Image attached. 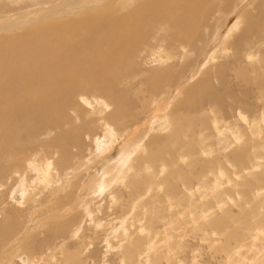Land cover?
<instances>
[{
  "label": "bare ground",
  "instance_id": "1",
  "mask_svg": "<svg viewBox=\"0 0 264 264\" xmlns=\"http://www.w3.org/2000/svg\"><path fill=\"white\" fill-rule=\"evenodd\" d=\"M5 1L6 0H3L1 2L3 3ZM19 1L22 2L21 0ZM116 1L121 3L120 7L116 5ZM236 1L237 0H132L129 2V0H26L25 5L17 3L24 8L15 10L13 13L11 11L7 15H3V13L6 14L5 11L11 6L7 4L9 7L7 8L6 5L0 4V178L7 175L10 176L11 179L10 184L7 185L6 182H3L1 184L2 186L0 185V196L8 197L12 201L11 203L15 202L18 204V202H20L19 204L22 205L23 201H19L22 194L18 189H15L17 186L13 187L15 183L12 181H17V179L22 176V172H25V174L28 173V175L32 172L33 174L38 172L40 175L39 181L42 182L44 179L52 177L49 175L50 169L54 171V175H57V166H59L58 169L62 166L65 167L72 159V156L68 152L70 147L75 148L79 154H82V139L80 138L82 134L84 135L86 133L87 137L84 138H88L89 142L93 141L94 138L92 135L95 134V130H97L95 124L99 121L102 125V129L106 128L110 133L108 137L109 140L101 139L99 142L97 138L96 145H98V147L95 148L96 155H101V150H105L107 144L110 145L113 144V142H117L116 147L120 148L121 154L116 162L117 166L114 168L115 174L120 173L121 179L124 178L123 176L127 174V170H124V168L126 164L129 163L128 171H133V173H135V181H129L132 183L130 187L135 192L138 193L145 182H150V178H156L158 176V172L156 176L148 177V179L144 178L142 175L151 170V163L154 167L159 164L157 169L160 172L163 168L170 171V180L177 179L185 192L193 193L192 195L189 194L190 196L188 195V199H182L174 195L169 201L174 207L188 206L193 208V206L197 205L199 200L203 201L207 199V197L210 198L214 196L209 193L210 190L213 193L216 191V194L219 196H228L231 191L228 187L229 190L225 188L226 192L222 191L221 188V191H217L219 188V183H217L219 176L213 170L222 169L224 165L228 166L229 164L232 170H236L237 168L240 169L234 172V174H237L235 177H239L241 174L244 175L243 169H245V164H248L250 150L254 149L248 148L250 145L247 142L250 143L251 141L252 143V141H255L256 136L254 135L259 133L258 129L261 127V124H264V6L263 4L258 6L255 10V14H252L251 11H246L243 15H240V11L243 7L239 10H234L236 7L234 8L233 4ZM10 2L13 1L11 0ZM123 3H125V6H122ZM38 4H42L43 6H39ZM31 6H33L32 9H30ZM23 9L25 10L22 11ZM229 10L234 12L225 25L223 40L221 39L220 42H217L216 45L209 50L205 49L210 35H212V39L216 37L213 40L215 41L218 39V35L222 34L219 33L220 29L218 30V23L215 22V20L218 18H225ZM215 12H218L216 16ZM74 13H76V15H81L73 19H63V16ZM209 20L212 21V26L208 24ZM241 21H243V23L247 25L248 30L252 32H241L239 36H235L234 40L236 39L237 43L233 49L232 44H228L225 40L234 35H231V33L234 29H239ZM156 33L166 35L170 41L177 44L178 49H182L183 56L181 58L182 62L179 65V70H176L177 65L171 62L166 66L164 71L155 73L145 79L143 88L150 92L151 96L149 95V97L144 96L145 94L142 95L141 92H137L136 94L132 92L131 94L127 89L118 90L120 82L127 80L133 73H136V70L134 72V67L137 68V66H135V61L139 49L142 46L147 47L148 40H151ZM250 41L251 45L247 46ZM220 45L221 48L219 47ZM250 48L255 50L252 55L243 53L245 49ZM216 49L218 50V55L216 54ZM229 50H233L231 51L232 55L230 57L232 61L226 64L218 63L216 59L221 56L228 57L229 55H227V53ZM234 51L236 53H234ZM246 52L249 51L246 50ZM158 56L159 59L156 61L159 63H163L165 59H170L172 61L177 59L178 62L180 60L175 53L172 55L166 53L161 55V53H159ZM241 58L255 61L249 64H242L239 62ZM184 63H188L192 69H190V72L182 79V72L186 69ZM210 64H212V67L210 66L211 68L207 69L206 67ZM229 72L232 73L233 77L236 79H234V87L238 88V92L227 88V86L230 85L227 77ZM169 75H171V77H169ZM196 77H198V80L190 88H187V82ZM169 81L175 83V85H170ZM212 81L218 86H213ZM248 86L255 88V96L261 100L262 106L257 107L261 115L259 116L260 121L258 119H249L246 124V126L254 130L253 132L250 128V132L252 131L254 133V135L251 133L254 136L253 140L248 137V140L246 138L245 140H241V138L246 136L248 131L244 133L245 136L242 135L243 137H241L240 133L243 134L242 131L244 132L245 129L243 128L244 130H242L238 122L233 121L236 119L234 118L235 115H232L234 118L232 120L233 123L231 120L228 121L227 118L231 106L240 105L241 107V104H247L248 100L253 98V90L249 89ZM163 89H165V91H162ZM83 93H98L108 97L113 106L111 107L112 109L109 110L111 112L104 114L103 118L99 120L95 118L86 120L91 117H85L86 119L83 121L82 117L84 118V115H87L88 112L86 109H80L79 103L76 100V98L78 99L80 94L82 95ZM178 95H180V99L172 105L171 109V130L167 131L166 129L170 127L167 109ZM247 95H249V97H246ZM145 97L148 98L145 99ZM99 99L101 103L98 104V106H101V110L97 107L93 108L102 113V108L108 107L106 104L108 99ZM227 99H231L229 104H226ZM93 104L94 103H91L90 105ZM206 104H208V106L205 108ZM155 106H157L156 109H154ZM224 106L226 110H224ZM242 108L248 111L247 107L244 106ZM252 109L253 105L249 107V111H252ZM160 110H162L161 114L156 115V112ZM236 110L235 112H238ZM233 111L234 109L232 112ZM70 112L74 114V117H78V121L76 117L74 118V120L79 123L77 128L73 127L74 122L69 117ZM240 112V114H245L241 109ZM240 114L239 119H244L246 123L247 118ZM58 128H63L64 133H60L61 135H58L51 142L47 143L46 147L55 145L59 151L60 158L53 161L50 157L52 163L49 164L47 162L49 159L48 157L43 160L46 169H37L38 165L36 167V162L34 164V161L31 163L28 161L34 159L30 157L33 156V151H36L37 148L40 150L42 148L41 144L37 143L41 141L39 138L41 136H49L53 130ZM152 128L162 129V131L166 132L161 135L163 137L160 140L158 139L159 136L153 137L157 143L149 144L147 153L143 156H138L137 161H133L134 151L141 148L143 139L152 132ZM225 129L226 132H229L231 135L226 136V138L222 137L221 140L220 137L221 135L223 136V130ZM112 130L116 135L112 133ZM121 132H125L128 138H137L139 141L134 147L129 148V146H127V148H123L121 146V141H118L119 136H121L122 139L126 137H124ZM226 135L228 134L226 133ZM247 136L250 137V135ZM209 138H212V142L208 141ZM231 138L237 143L240 142L239 145L236 144L238 147L234 146L233 149L231 148L232 150L228 149V146H226L232 144ZM257 145L258 144H256L255 148L259 150ZM121 147L123 149H121ZM107 154H109L108 157L113 158L111 153ZM113 156L115 155L113 154ZM141 157L144 158L141 159ZM208 157L211 158L210 163L213 164V175L214 172L216 173L213 182L218 186L212 184L211 188L210 183L207 181L210 189L206 190L205 187L201 189V186L204 184L201 183V180L204 182L201 178L206 175V171L202 165L206 163ZM252 158L254 160L256 159L254 156ZM252 158L250 164L253 166V162L251 163ZM261 159L263 160L264 156ZM182 161H185L184 165ZM147 162L148 164H146ZM187 166L189 169L188 173H186L185 168L184 170L182 169L183 167L187 168ZM196 166L197 169L195 172L194 169ZM252 166H248V168ZM259 166L261 167L259 162L255 164L256 168H260ZM34 168L37 170H34ZM251 169H253V167ZM191 170L195 173L191 172ZM197 170H199V172H197ZM220 171L218 173L224 174V172ZM259 172L260 173H255V171H253V173H249L246 180L242 178L244 180V185L242 182H239L238 186H241L240 191L242 194L240 192H238V194L240 193L245 200L254 198L253 195L257 192L256 187L259 188L264 183V169ZM112 173L113 172H108V179L111 177ZM137 174L140 175V180L137 179ZM28 175L26 174V177ZM165 177L161 180L163 187ZM232 177L234 178V176ZM33 178L34 181H32V178L30 180L32 182L31 185L29 184L30 187L38 185V179L36 177ZM20 182H22V180ZM193 182L201 186H197V188L186 187V185L190 186ZM105 183L108 184L106 181ZM231 183L233 182L231 181ZM124 184L125 183H123V185ZM26 185H28V183ZM105 185L102 186L104 187ZM30 187L28 189H31ZM234 187H236V184H234ZM169 188L170 191L174 193V188L171 186H169ZM232 188L233 187H231V189ZM238 189H240V187ZM232 191H234V189ZM262 191L264 192V190H261V192ZM137 197L142 198V196ZM214 198L215 197L211 200L216 202ZM254 201L251 202L255 203ZM214 202L210 204H214ZM219 202H221V200ZM135 204H137L136 201ZM216 205L221 206L219 203ZM148 206L150 208L153 207L152 209L148 207L147 210L149 209L150 217L155 218V214L152 215V213L156 211V206H154V203H150ZM253 206L254 207L248 209L247 212L244 211L245 213L242 216L243 218H241L243 219L241 223L242 225L244 222L254 224L250 230L253 231L252 234L259 236H255L257 238L254 239V241L251 237L249 240L248 237L251 231L246 233L247 236H245L241 230H236V228L226 231L228 227H231V225L227 226L228 224H226L229 223L230 220L229 214L212 217L206 222L205 227L211 224L212 228H210L215 231V234H219V236L221 235L224 238L225 244H222L223 246L221 247L219 246L220 248H216L218 253L224 254L227 258L230 254L229 252L233 254L230 249L232 246L230 247L227 244L232 241L235 242L234 244H237L239 251L243 250L246 254L262 253L261 255L259 254L260 256L258 257L264 260V243L263 245L261 244L262 246L258 245L260 243L256 244V242L261 241L260 239L263 238L264 240V216L259 214L261 213L260 210L263 211V209L259 207L264 206V199H262L260 205L256 204ZM70 210L71 209H69V211ZM12 211L14 213L12 218L13 222L12 220L7 222V215L4 214L6 227L11 222L17 227V211ZM179 217L181 220L182 216ZM190 219L192 220L193 218L191 217ZM184 220L186 221L187 219ZM119 223L116 222L118 225ZM12 224L10 226H12ZM5 231H7V229H5ZM8 231L10 232V230ZM145 233L148 232L145 230ZM148 235L150 234L148 233L147 236ZM154 238L155 237H153V239ZM150 239H152V237ZM244 240H247V243ZM263 240L262 242H264ZM138 244H141V242L137 243V246ZM257 249L260 251L262 250V252L259 250L254 251ZM131 259L133 260V258ZM263 263L262 261V263L258 264Z\"/></svg>",
  "mask_w": 264,
  "mask_h": 264
},
{
  "label": "rangeland",
  "instance_id": "2",
  "mask_svg": "<svg viewBox=\"0 0 264 264\" xmlns=\"http://www.w3.org/2000/svg\"><path fill=\"white\" fill-rule=\"evenodd\" d=\"M1 1L3 0H0V2ZM10 1L6 0L3 3L2 2L0 3L2 5L7 6L8 4V6H11L10 7L11 9L7 6V8L9 9L5 11L6 14L3 13V15H7L11 11L13 13V11L15 10L24 8L20 5L21 3L25 5L26 0H21L22 2H20L19 0H15V1L12 0L13 2H10ZM131 1L132 0H129V2ZM237 1L233 4V6L234 8L236 7V9L234 10H239L243 7V9L240 11L241 13L240 15H243L246 11H251L252 14H255L256 12L255 10L258 6L262 4L264 6V0H237ZM17 3H20V5H18ZM115 3L117 6L119 5L120 7L121 5L120 2L116 1ZM125 3H123L122 6H125ZM38 5L43 6L42 4L41 5L38 4ZM33 6L36 7L35 5ZM33 6H31L30 9H32ZM24 10L25 9H23L22 11ZM233 12L234 11L229 10L227 11L228 14L225 16V18H218L215 20V22L218 23V27H217L218 30L220 29L219 33H222V34L218 35L217 37L218 39L215 41L213 40L216 37L212 39V35H210L207 45L205 46V49L209 50L210 48L214 47L217 42L221 41V39L224 36L225 25L227 23V20L230 17H232ZM76 13L69 14L68 16H63L64 17L63 19H73L81 15V14L76 15ZM217 14L218 12H215V16ZM208 24L212 26V21L209 20ZM240 24L241 25L239 26V29L238 28L236 30L234 29V31L231 33V35L232 34L234 35L228 37L225 40V42H227L228 44L229 43L232 44L233 49L237 43V40L236 39L234 40L235 36H239L241 32H247V33L252 32L248 30L247 25L244 24L243 21H241ZM147 45H148L147 47L142 46L138 51V56L135 61V66H137V68L134 67L135 68L134 72L136 70V73H133V70L131 69L133 74L129 78H127V80L120 82V84L118 85V90L127 89L131 94L132 92L135 94L137 92H141L142 95L145 94L144 96L149 97L150 92L147 91V89L144 90L143 88V85H144L143 83H145L144 81L145 79L149 78L155 73L164 71L166 69V66L169 65L171 62L172 64L177 65L176 70H179V65L182 62L181 58L183 56V51L182 49L181 50L178 49L177 44L170 41V39L166 35L156 33L155 35H153V38H151V40L150 39L148 40ZM249 45H251V41L248 43L247 46ZM219 47L221 48V45ZM246 50H248L249 52H246ZM215 51H216V54L218 55L219 54L218 50L216 49ZM231 51L233 50L228 51L227 53V55H229L228 57L221 56L220 58L216 59V61L218 63H224V64L231 62L232 61V59L230 58L232 55ZM254 51L255 50L250 48V49H245L243 53H249L252 55ZM159 53H161V55L164 53L168 55H172L173 53H175L178 55L180 60L178 62L177 59H174V61L170 59L168 60L165 59L163 63L161 62L159 63L156 61L157 59H159V56H158ZM234 53L236 52L234 51ZM254 61H251V59H247V58L245 59L241 58L239 60V62L242 64H249L250 62H254ZM184 65L186 69L182 72V75H183L182 79H184L185 76L190 72V69H192V67L188 63H184ZM211 65L212 64L208 65L206 68L210 69L212 67ZM169 77H171V75H169ZM227 77H228V83L230 84L227 86V88L238 92L237 90L238 88L234 87L236 79L233 77L232 73L229 72ZM197 80H198V77L187 82L188 83L187 88H190ZM212 84L213 86H218L215 82L213 83V81H212ZM170 85H175V83L170 82ZM248 88L253 90V98H250L247 104H241V107L240 105L231 106V108H229L230 111L227 110L229 111L227 120L228 121L231 120L232 123L233 121L234 122L237 121L238 124L242 127V130L245 129L244 132L241 130L243 133V134L240 133L241 137H243L242 135L245 136L244 133L248 131L246 133V136L244 138H241V140L243 139L245 140V138L247 140L248 138L253 140L254 136H256L254 142L253 141L252 143L251 141L250 143L247 142L250 146L252 145L251 147L249 146L248 148L250 149L254 148L253 150L249 149L250 155H249V161L247 163L250 164V160L253 156L256 159L254 160L252 158L251 163L253 162L252 163L253 166L251 164L250 165L245 164V169H243L244 171L243 173L245 174L244 175L241 174L242 176L239 175V177L241 176L240 178L235 177V175L237 176V174H234V172H237L240 169L237 168L236 170L235 169L232 170V167L229 164L228 166L224 165V168L222 169L213 170L219 176L218 177L219 182L217 181V183H219V188L218 189L216 188L217 191L222 190L226 192V189L228 188L231 191L234 189V191L232 192L230 191V194H228V196L227 195L219 196L216 194V191H214V193L211 190L209 191V193L212 196L214 195L213 196L215 197L214 200L217 203H219L222 207L219 205H216L217 203L212 201L213 197H210V198L207 197V199L203 201L199 200L197 205L195 204L196 206H193V208H190L188 206H178V207L172 206L171 202L169 201L172 197H174V195L182 199H188L190 196L189 194L192 195L193 193L185 192L184 188H181L177 179L170 180L169 179L170 171H168L167 169L163 168L161 172L158 171L157 167L159 164H157V166L154 167L150 163L151 170L143 173L142 175L144 176V178L148 179V177L150 178V177L156 176L158 172L159 173L158 176L156 178H150V182H145L142 186V189L138 193L135 192L130 187V184H132L130 182L135 181L134 180L135 173H133V171H130V172L128 171L129 163H127L128 165L126 164V167L124 168V170H127V174L123 176L124 178L121 179L120 173L115 174L114 168L117 166L116 162L118 161L119 155L121 154L120 148L116 147L117 142H113V144H110V145L107 144V148L105 150H101L102 152L101 155L99 154L96 155L95 148L98 147V145H96L97 138L99 142L101 139L109 140L108 137L110 133L108 132V130H106V128L102 129L101 127L102 125L99 123L100 122L99 121L97 122L98 125L97 123L95 124V126H97L96 127L97 130H95V134L92 135L94 138L93 141L89 142L88 138H84V137H87L86 133L80 136V138L82 139V142H81L82 143L81 144L82 154H79V152L76 151L75 148L73 147L69 148L68 152L72 156V159L69 161V163L65 167L62 166L60 169H58L59 166H57V169H56L57 175L56 174L55 175L59 178H57L54 175V171H52V169H50V174H49L52 177L51 178L48 177L49 179H44L43 182L39 181L40 175L38 174V172H35V174H33L32 172V173H29V175L28 173H26L28 175L27 177H26L25 172H22L21 174L22 176H20V178L18 179L15 178L17 179L18 182L16 180L12 181L13 183H15L13 187L17 186L15 189H18L22 194V197L19 199V201L21 202L23 201L22 205L19 204L20 202H18V204H16L15 202L11 203L12 201L8 197L0 196V264H148V263L149 264H240V263L241 264H258V263H262V261L264 262V260L259 259L260 257H258L262 253L261 254L260 253L258 254L247 253L249 254L247 255L243 250L239 251L237 248V244H234L235 242H232V241L227 244L230 247L232 246L230 249L232 250L233 254L229 252L231 255L229 254L227 258V256H225L224 254L218 253L217 252L218 250L216 251V248H220L221 246L225 244L223 240L224 238L221 235L219 236V234L218 235L215 234V231L211 229L212 228L211 224L208 227L207 226L205 227L206 222H208L210 218L215 217V216H220L223 214H229L230 220H229V223H226V224H228L227 226L231 225V227H228L229 230L226 229V231H230L231 229L236 228V230H241L242 233H244V235L247 236L246 233H248V231H251L250 229L253 227L254 224L250 222L248 223L244 222V224L242 225L241 222L243 219L241 218H243L242 217L243 214L247 212L248 209L253 208L254 207L253 205H256V204L260 205L262 199H264V196H262L264 195V192L262 191L263 194L261 192V190H264V183L260 186L261 188L256 187V190H257L256 194L254 191L255 189L253 190L255 194L253 196L255 199L252 198L250 200H245L242 197V195H240L241 186H238L239 182L243 183L244 180L248 178L249 173L251 174L253 173V171H255V173H260L259 171L264 169V164H263L264 159L263 160L261 159L264 156L263 155L264 154V124L263 125L261 124V127L259 128L260 130L258 129L259 133L257 135L256 134L254 135L253 128L246 126L249 119H252V120L260 119L259 116L261 115V113H260V110L257 109V107L262 106V103H261V100L256 98L255 96L256 94L255 88L252 86L251 87L248 86ZM162 91H165V89H163ZM148 97H145V99H147ZM246 97H249V95H247ZM99 98L108 99V102L106 103L108 107L102 108L103 109L102 113L99 112V110L93 108V107L95 108L97 107L98 109L101 110L100 108L101 106H98V104L101 103V100ZM179 99H180V95H178L176 99H174L171 102V104L169 105L167 109V115L169 118V126H170L166 129L167 131H170L171 126H172V123L170 121V116L172 114V111H171L172 105L176 103ZM76 100L79 103L80 109H86V111L88 112L87 115H84V118L82 117L83 121H85L87 117H91V118H87L86 120H90L92 118H95L98 120L102 119L104 114L111 112L109 110L112 109L111 107H113L108 97L102 94H98V93H83L82 95L80 94V96L78 97V99L76 98ZM230 102H231V99L226 100V104H229ZM91 103H94V104L90 105ZM249 105L250 106L253 105L252 111H249V107H250ZM207 106L208 104L205 105V108ZM244 106L247 107L248 111L245 109L243 110L242 107ZM156 107L157 106H155L154 109H156ZM233 109L234 111L232 112ZM240 109L243 111V113L245 112L244 115L240 114L241 113ZM224 110H226L225 106H224ZM235 110L238 112H235ZM161 111L162 110L156 112V115H160ZM237 113L245 116V118H247L246 119L247 122L245 123L243 118H242L243 120L239 119L240 117H239V114ZM233 114L235 115L234 118L236 119L232 117ZM69 117L74 122L73 127L77 128L79 125V123L77 122L78 117L75 116L77 120L75 121L74 114H72L71 112L69 114ZM250 128L253 132L252 131L250 132ZM157 129L158 128H155V129L152 128L151 133L153 134L150 133L151 135L149 134L148 136H146V138L143 139L144 142L142 141L141 148L134 151L133 161H137L138 156H143L145 153H147L149 144L157 143L155 142L153 137L159 136L158 137L159 140L163 137L161 135H163L166 131H162V129L161 130L160 129L157 130ZM60 133H64L63 128H58V129L53 130L49 136H46V137L41 136L39 138L41 141L37 143L41 144L42 148L41 150L37 148L36 151H33L34 154L33 156H30V157H33L34 159L30 158L31 160L29 159L30 161L28 162L31 163L34 161L33 162L34 164L36 162V167L38 165L37 169L41 170L42 168L46 169L44 166L45 164L43 162V160H45L46 158L49 157L47 161L49 164L52 163V159L53 161L58 160L60 158V154L57 148L55 147V145H51L49 147H46V145L47 143L51 142L54 138H56L58 135H61ZM112 133H113V130H112ZM226 133L228 135H226ZM121 134H123L124 137H126L124 138L125 139V142H124V139H122V137L118 135L119 136L118 141H121V146L123 148H127V146H129V148L134 147L139 141V139L137 138H132V137L128 138V135H126L125 132L123 133L121 132ZM230 135L231 134L229 132H226V129H225L223 130V136L221 135L220 138L222 140V137L226 138V136H230ZM247 135H250V137ZM211 140L212 138H209L208 141L210 142ZM231 141H232L231 145H226L228 146L227 148L230 150H232L234 146L238 147L237 145L240 144V142L237 143L233 141L232 138H231ZM256 144H258L257 146L260 151L257 150V148H255ZM122 147L121 149H123ZM107 153H111L113 158L108 157L109 154ZM113 154L115 156H113ZM50 157L52 159H50ZM203 157H206V156H203ZM143 158L144 157H141V159ZM210 160L211 158L208 157L206 159V163L202 165V167L206 171L205 172L206 177L203 176L201 178L204 180V182H202L201 180V183L202 184L204 183L203 185L205 186L203 185L201 186L200 184L197 185L196 182L195 183L193 182L190 186L186 185V187H194V188L196 187L197 188V186H201V189H204L205 187L206 190L207 189L209 190L210 187L212 188V184L214 186L215 185L218 186L217 184H214L213 182L214 176L216 173L214 172V175H213V171H212L213 164L210 163ZM182 162H183L182 164L184 165L185 161H182ZM258 162L261 165V167L259 166L260 168L255 167V164ZM146 164H148V162ZM26 165H27V161H26ZM248 166H252L253 169H251L252 167L248 168ZM184 168H185L186 173H188L189 172L188 166L187 168L183 167L182 169L184 170ZM37 169L34 168V170H37ZM196 169H197V166L195 167L194 171ZM192 170L191 172H194ZM219 171L224 172V174L218 173ZM108 172H113L111 177H109V179L113 178L112 180L108 179L107 177ZM197 172H199V170H197ZM138 175L139 174H137L136 177L138 180H140L141 177L140 175L139 176ZM232 176H234V178ZM33 177H36L38 179V185L40 187L38 185H35L36 187L29 186V184L31 185L32 183L30 181L31 178H32V181H34ZM164 177H165V180H164V187H163V185L161 184V180ZM21 180L22 182H20ZM230 180L234 184H236V187H234V184L231 183ZM10 181H11L10 176L6 175L5 177L0 178V185L3 182H6L8 185L10 184ZM103 181L104 183L105 181L108 182V184L105 183L106 184L105 185ZM207 181L210 183L211 185L210 187ZM27 183L28 185H26ZM123 183L125 184L123 185ZM21 185H24V186H21ZM102 185H105V186L103 187ZM169 186L174 188V193L170 191ZM237 186L238 188L240 187V189H238ZM29 187L31 189H28ZM231 187L233 188L231 189ZM238 192L240 193L238 194ZM257 193L258 194L261 193V194L258 195ZM137 196H142V198L137 197ZM225 197H228V198H225ZM241 199H243L244 201ZM193 200H194V197H193ZM220 200L221 202H219ZM135 201L137 204H135ZM251 201H254L255 203ZM212 202H214V204H210ZM150 203H154V206H156V211H153L152 213V215L155 214L156 219L151 218L149 215L150 213L149 209L153 208V207L150 208L148 206ZM221 203L222 204L224 203V204L222 205ZM148 207L149 209L147 210ZM259 208L260 209L262 208L263 211L260 210L261 213L259 212L258 213L264 216V213H263L264 206L263 207L260 206ZM69 209H71L72 211L71 210L69 211ZM12 210L17 211L16 213L17 227L14 224H12L13 222L12 218L14 214ZM177 213L179 216H182L181 220H180V217L177 215ZM4 214L7 215V218H6L7 222H10L12 220V222L8 225L9 227L8 226L6 227ZM149 217L151 221L149 220ZM191 217L194 220L193 219L191 220L190 219ZM183 218L187 220L185 221ZM116 222L117 223L120 222L119 223L120 226L116 224ZM11 224L12 226H10ZM232 224L234 227L232 226ZM200 227H201V230H200ZM120 228L122 229V231ZM5 229H7V231H5ZM8 230H10V232ZM145 230L150 235L147 236L148 233H145ZM252 233L253 231L249 233L250 235L248 237H249V240L251 237V239L254 241V239L257 238L255 236H258V235H255ZM124 236H127V237H124ZM149 237L150 238L152 237V239H150ZM153 237L155 238L153 239ZM260 240L261 241L258 240L259 242H256V244L260 243L258 245H261V244L263 245L264 243L262 242L263 238ZM244 241H246L247 243V240H244ZM140 242L142 245L138 244L137 246V243H140ZM258 250L259 249L254 250V251H258ZM133 252L136 254H134ZM260 252H262V250ZM129 255L132 257H130ZM143 257L145 260L143 259ZM131 258H133V260L135 261H133Z\"/></svg>",
  "mask_w": 264,
  "mask_h": 264
}]
</instances>
